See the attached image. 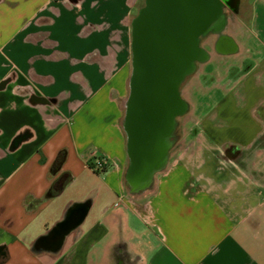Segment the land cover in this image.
<instances>
[{
    "label": "crops",
    "instance_id": "0c3cea01",
    "mask_svg": "<svg viewBox=\"0 0 264 264\" xmlns=\"http://www.w3.org/2000/svg\"><path fill=\"white\" fill-rule=\"evenodd\" d=\"M139 2L0 0V264H264V0L202 42L196 126L143 203L123 127ZM84 201L62 248L36 250Z\"/></svg>",
    "mask_w": 264,
    "mask_h": 264
},
{
    "label": "water",
    "instance_id": "95a60500",
    "mask_svg": "<svg viewBox=\"0 0 264 264\" xmlns=\"http://www.w3.org/2000/svg\"><path fill=\"white\" fill-rule=\"evenodd\" d=\"M231 0H144L132 18V72L123 127L129 158L126 181L132 194L154 187L168 167L177 136V117L190 104L181 85L205 60L202 39L220 33L227 22L224 6ZM239 6L241 0H232ZM90 201L75 203L35 249L58 252L88 212Z\"/></svg>",
    "mask_w": 264,
    "mask_h": 264
},
{
    "label": "rangeland",
    "instance_id": "374dc122",
    "mask_svg": "<svg viewBox=\"0 0 264 264\" xmlns=\"http://www.w3.org/2000/svg\"><path fill=\"white\" fill-rule=\"evenodd\" d=\"M250 1L252 2V0H250ZM143 4H144V0H140V2L138 3L137 9L134 10V16L137 14L139 8L141 6H143ZM231 28H232V26L229 27V30H231ZM204 40H205V37L202 39V42ZM194 81H195V76L191 75L181 85V90H182L183 94L186 95L189 98H192V99L194 98V93L193 92L196 90V88L198 86L197 83L194 82ZM189 88H190V91H188ZM190 114L191 113L188 110V112H186L185 114L180 115V116L177 117V121H178V125H177L178 140H177L175 146L172 149V151H174V152L179 148L180 145L185 144V143L188 142L187 140H184V132L186 130H190L191 128L194 129V127L196 126L194 121L188 119V115H190ZM124 115H125V113H124ZM150 192H151V190H148L146 193L143 194L142 203L145 202V200L148 197Z\"/></svg>",
    "mask_w": 264,
    "mask_h": 264
},
{
    "label": "trees",
    "instance_id": "16d2710c",
    "mask_svg": "<svg viewBox=\"0 0 264 264\" xmlns=\"http://www.w3.org/2000/svg\"><path fill=\"white\" fill-rule=\"evenodd\" d=\"M64 159V151H61L60 154L58 155V158L55 162V167H59ZM55 169V168H54ZM72 180V175L70 173H66L62 175L60 178H58L52 185L50 189V194H58L63 190L65 186H67L70 181Z\"/></svg>",
    "mask_w": 264,
    "mask_h": 264
},
{
    "label": "built area",
    "instance_id": "2783aa9c",
    "mask_svg": "<svg viewBox=\"0 0 264 264\" xmlns=\"http://www.w3.org/2000/svg\"><path fill=\"white\" fill-rule=\"evenodd\" d=\"M111 160L105 155H95L89 162V166L92 170L96 172L103 171L108 165H110Z\"/></svg>",
    "mask_w": 264,
    "mask_h": 264
},
{
    "label": "flooded vegetation",
    "instance_id": "af4514ba",
    "mask_svg": "<svg viewBox=\"0 0 264 264\" xmlns=\"http://www.w3.org/2000/svg\"><path fill=\"white\" fill-rule=\"evenodd\" d=\"M247 0H241L240 1V4H239V6H235V4H234V2L231 0L230 1V3L229 4H226L225 6H224V12H225V14H226V16H227V18H235L236 17V15H238L239 13H240V6H241V3H245ZM224 45H225V43H223ZM223 46V45H222ZM226 46H228V44H226ZM190 76V75H189ZM188 76V77H189ZM187 77V78H188ZM186 78V79H187ZM186 81V80H185ZM184 81V82H185Z\"/></svg>",
    "mask_w": 264,
    "mask_h": 264
}]
</instances>
